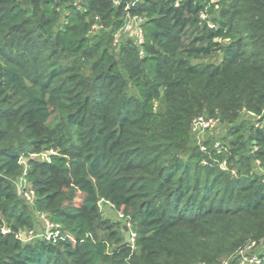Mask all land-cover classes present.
<instances>
[{
	"label": "trees",
	"instance_id": "1",
	"mask_svg": "<svg viewBox=\"0 0 264 264\" xmlns=\"http://www.w3.org/2000/svg\"><path fill=\"white\" fill-rule=\"evenodd\" d=\"M126 3L0 0V264H220L246 245L241 218L264 227V0ZM127 15L145 19L140 46L116 55L88 37ZM197 115L230 127L208 158L188 148ZM26 148L48 154L27 177L54 227L21 244L30 209L11 180ZM100 198L128 217L132 245Z\"/></svg>",
	"mask_w": 264,
	"mask_h": 264
},
{
	"label": "rangeland",
	"instance_id": "2",
	"mask_svg": "<svg viewBox=\"0 0 264 264\" xmlns=\"http://www.w3.org/2000/svg\"><path fill=\"white\" fill-rule=\"evenodd\" d=\"M115 1H123V0H115ZM131 0H127V3H130ZM140 2L141 0H137ZM117 6V5H114ZM126 5L124 10H126ZM133 16L139 15H130L123 17V25L117 29H112L109 22L101 25H94L91 28L90 32H88V37L92 38L94 42L100 41L102 44H105L111 52L117 55L119 46L122 42L131 41L135 44L138 23L133 20ZM63 16H60L59 21L61 22ZM143 18V17H141ZM143 20H145L143 18ZM57 25V24H56ZM102 32H107V37L104 38L101 36ZM113 35H117V43H113ZM112 38L111 42H107L108 37ZM219 57H215L209 60H205L204 62H211L217 63ZM198 116H205V115H197L194 116L190 123V140L188 148H192L198 146L199 148L202 146L205 150H208L207 158L211 150L220 148L225 141L228 139V129L230 128L228 125L223 124L218 120V122L206 130H192V122ZM207 117V116H205ZM238 122L242 123L245 128L249 127H261L262 125L258 123V119L256 115L250 112H242ZM28 148V147H27ZM25 149V151H21L20 158H19V166L21 167V173L13 180H11V184L14 188V191L18 198L23 199V194L27 190H32L31 181L27 177V172L29 169L32 168L31 162L35 163H43L47 162L48 154L47 152L43 151L41 148L39 149ZM53 153V152H51ZM210 160L204 158L201 162V165H206L207 161ZM214 163V160L211 161ZM231 165L226 159H224L223 163L220 166H217L218 170H226ZM254 167L252 168V172H258L261 175L263 172L262 169L259 167L258 163H254ZM264 179V177H262ZM83 195L77 194L74 199V204L79 205L81 202ZM25 205L30 209V225L25 227H19L14 232V237L18 240L21 244L30 243L36 239H45V237L50 233L52 230V225L49 221L48 214L44 211L34 210V204L36 201V196L33 192V197L30 201L23 200ZM99 204L98 211L102 215L103 218L109 219L111 221L119 222L124 227L125 232V240L128 242V231H132L131 223L128 221V217L124 215L118 208L111 203L110 201L104 200L100 198L97 201V205ZM241 224L239 225V229L237 233L243 236V240L245 241L244 245L249 244L251 242L254 243V246L246 249L243 251V254H239V248L234 250L230 253L226 258H224L220 264H230L232 261L236 264H252V258L257 257L259 253L264 251V227L261 226V222L257 223V226L251 224L249 219L241 218ZM48 222V225H46ZM52 225V226H51ZM56 226V225H55ZM0 232L9 233V229L5 223H2L0 226ZM133 232V231H132ZM46 240V239H45Z\"/></svg>",
	"mask_w": 264,
	"mask_h": 264
},
{
	"label": "built area",
	"instance_id": "3",
	"mask_svg": "<svg viewBox=\"0 0 264 264\" xmlns=\"http://www.w3.org/2000/svg\"><path fill=\"white\" fill-rule=\"evenodd\" d=\"M114 5H120V1H115V0H110ZM182 0H175V6H178L179 2H181ZM138 3L137 0H131L130 3L126 4V8L129 9L130 7L135 6ZM126 9V10H127ZM129 16V15H127ZM133 20L138 23V29H137V35H136V40H135V45L140 46L143 43V34H142V30H141V24L144 22L143 18L138 17V16H133L132 17ZM199 19L200 20H205L206 19V14L204 12H201L199 15ZM94 27V26H93ZM207 27L208 28H214L215 26L210 23L207 22ZM113 43L116 44L117 43V35H113ZM141 54V53H140ZM218 122L217 119L215 118H211V117H205V116H198L196 117L193 122H192V130L196 131V130H206L209 129L210 127L214 126L216 123ZM201 151H205L204 147H200ZM33 197V192L32 190H27L24 192L23 194V198L27 201H30ZM99 206V204L97 205ZM46 225H48V222H46ZM49 226V225H48ZM52 226V225H51ZM56 227V226H55ZM53 228V226H52ZM51 231V230H50ZM128 242L132 245L134 243V238H135V234L132 231H128ZM50 238V233H48V235L45 237L46 240H49ZM254 246V243L251 242L247 245H245L242 250L239 251V254H243V251L246 249H249L251 247ZM252 264H259V261L256 257L252 258Z\"/></svg>",
	"mask_w": 264,
	"mask_h": 264
}]
</instances>
